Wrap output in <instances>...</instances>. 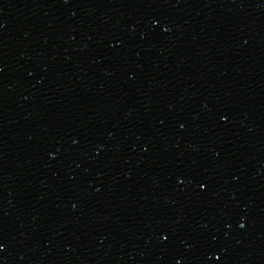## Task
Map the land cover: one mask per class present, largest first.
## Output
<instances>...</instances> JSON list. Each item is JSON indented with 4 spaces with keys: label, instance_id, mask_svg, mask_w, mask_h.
<instances>
[{
    "label": "snow or ice",
    "instance_id": "1",
    "mask_svg": "<svg viewBox=\"0 0 264 264\" xmlns=\"http://www.w3.org/2000/svg\"><path fill=\"white\" fill-rule=\"evenodd\" d=\"M202 187H203V185H202ZM0 247H2V245H0Z\"/></svg>",
    "mask_w": 264,
    "mask_h": 264
}]
</instances>
